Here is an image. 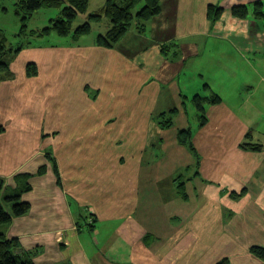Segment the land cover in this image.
Listing matches in <instances>:
<instances>
[{
  "label": "crops",
  "instance_id": "crops-1",
  "mask_svg": "<svg viewBox=\"0 0 264 264\" xmlns=\"http://www.w3.org/2000/svg\"><path fill=\"white\" fill-rule=\"evenodd\" d=\"M160 3L142 35L132 27L114 49L41 50L43 77L25 76L24 57L0 73V178L14 189L15 176H32L28 213L2 231L33 264H264L250 252L264 248V17L254 15L264 0ZM210 6L221 9L214 22ZM238 6L246 18L232 15ZM129 76L154 102L114 112L105 100L125 102ZM208 92L221 102L192 129V100ZM163 112L170 129L153 121ZM84 129L101 138L84 143ZM187 129L197 168L178 141ZM122 130L133 134L110 150ZM246 137L262 149L241 148Z\"/></svg>",
  "mask_w": 264,
  "mask_h": 264
},
{
  "label": "trees",
  "instance_id": "trees-1",
  "mask_svg": "<svg viewBox=\"0 0 264 264\" xmlns=\"http://www.w3.org/2000/svg\"><path fill=\"white\" fill-rule=\"evenodd\" d=\"M17 3L22 12L21 19L24 28L27 16L32 13L42 8L59 9L57 17L50 20V25L35 34L37 37L49 35L51 32L56 33L60 37H66L72 30V24L75 19L80 15L86 14L90 6L89 0H18ZM96 11V13L90 14L91 22H96L98 18L99 20L105 18L108 20L109 27L105 34L97 36L94 44L97 47L110 50L119 44L132 27L136 28L138 34L142 35L141 33L144 32L146 24L160 14L161 3L160 0H107ZM220 12L221 9L210 6L208 9L210 20L212 22L216 21ZM231 12L236 18L244 19L247 16V9L244 6L233 7ZM254 15L264 17V11L261 10L260 3L255 4ZM90 31V23L86 22L76 30L75 35L78 39L88 35ZM23 33L24 30L21 32V37ZM6 44L7 39L0 35V73L9 75V64L12 61L8 60L9 54L17 53L22 47L19 45L18 49L12 51L13 49H8ZM165 47L167 48V45ZM173 47L176 52L171 54L170 61L178 57L177 45L173 44ZM32 74H35V72ZM32 74L28 76L33 77L31 76ZM192 102L198 113V126L202 128L207 122L205 105L219 104L221 99L213 92H208L206 95H196ZM153 121L162 130L170 129L173 125V117L170 113H160L153 118ZM3 132L4 127L0 122V134ZM178 141L180 145L184 146L193 155L195 168H197L199 156L192 143L191 131L187 129L179 133ZM240 147L244 150L253 151L262 149L260 144L249 143V137H246ZM51 162L55 176L58 179L57 167L53 160ZM43 172L44 168H41L37 175H41ZM31 178L32 176L28 174L15 176L16 187L14 189L8 188L6 180L0 178V264H33L32 255L22 250L20 251L18 241L16 239H8L2 231V228L9 226L14 218L25 216L28 213L30 205L22 201V196L31 190L29 185ZM250 252L256 258L264 260V248L254 247Z\"/></svg>",
  "mask_w": 264,
  "mask_h": 264
},
{
  "label": "rangeland",
  "instance_id": "rangeland-1",
  "mask_svg": "<svg viewBox=\"0 0 264 264\" xmlns=\"http://www.w3.org/2000/svg\"><path fill=\"white\" fill-rule=\"evenodd\" d=\"M99 1H102V0H91L90 1L88 12L84 15L78 16L75 19L74 23L72 24V30L70 31L69 35H67L66 37H60L54 32H51L49 35H46L43 37H37L35 36V34L50 25V20L57 17L59 13V9L42 8L38 10L37 12L32 13L30 16H27V19L25 20V25H24L25 28H24L22 24V19H21L22 12L20 11L18 7V3H17L18 0H0V35L4 36L7 39L6 47L8 49L12 48L13 49L12 51H15L16 49H18L19 45L22 47L20 51H18L17 53L9 54L8 60L13 61L14 58L17 59L19 57H24L25 59H27V65L25 68V76L35 72V74H32L31 76L41 78L45 75L46 68L42 66V69L40 71L38 63L34 60L38 51L45 50L46 52L59 53V52H67L68 50H71L73 48L77 49L75 47L77 46L82 47L88 44L94 47L95 46L94 43H95L97 36H99L100 34H105L107 31L106 27L109 26L108 20L105 18H103L102 20H99L98 18L96 22H91L89 18L90 14H92V12L95 9H98L101 7V6H98L94 8ZM106 1L107 0H103V2H106ZM86 22L90 23V26H91L90 33L88 35L82 36L77 39L75 35L76 30ZM22 30H24V33L21 37ZM90 43H93V45ZM12 61L10 62V64L12 63ZM10 64H9V68H10ZM105 72L107 73V70ZM147 72L148 71L145 69L143 73H147ZM9 73L11 75L13 74L10 71ZM117 73L120 74L121 72L119 71ZM112 75H115V73ZM129 79H130V87L126 88L124 91L125 102L122 99H118V100L106 99L105 100L108 103H112V105H110L108 108H114V112L119 111L122 114L125 106L131 105L130 107H133L134 102L138 103V99L140 97L143 98L142 106L146 103H149L148 106H150L152 105L151 103L154 102V101H147V99L149 98V93L144 87H141L138 84L137 76L136 77L129 76ZM28 94L25 95V98H28ZM97 95H98V91L97 92L92 91L88 93L89 98L87 97L86 100L84 99V106L87 105L85 104V102L88 103L85 109H88V106L91 104L92 101L96 99ZM101 102L103 105L102 100ZM94 106L97 107V104H94ZM123 116L124 115H121L120 117H123ZM154 117L155 116H153V118ZM21 118L23 119V116H21ZM189 119L191 122V128L192 129L196 128L197 123H198L196 114L189 113ZM155 124L158 126L157 123ZM122 131L123 132H120L122 133L120 134V139L115 138L110 143V147H109L110 150L112 151L117 150L119 141L120 140L124 141V136L131 137L133 134V132H129L127 130H122ZM101 135H102L101 131L84 129L82 130L81 134L76 138H81L82 141L85 143L86 141H90L95 138L100 139ZM72 139L73 140L75 139L74 135L72 136ZM104 149L106 153H110L108 146H105ZM16 169L14 170V172H17Z\"/></svg>",
  "mask_w": 264,
  "mask_h": 264
}]
</instances>
